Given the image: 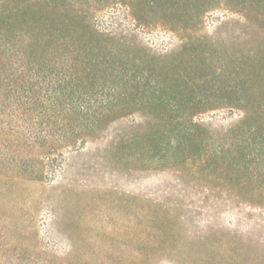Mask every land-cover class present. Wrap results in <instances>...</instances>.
I'll return each mask as SVG.
<instances>
[{
	"label": "rangeland",
	"instance_id": "obj_1",
	"mask_svg": "<svg viewBox=\"0 0 264 264\" xmlns=\"http://www.w3.org/2000/svg\"><path fill=\"white\" fill-rule=\"evenodd\" d=\"M38 5L31 20L65 35V11L51 22L49 7ZM245 8L246 19L211 15L171 45L160 39L150 50L138 39L124 41L169 88L204 78L203 106L222 111L205 117L195 138L219 136L236 118L237 109L224 105L233 98H246L244 107L264 127V0ZM217 81L235 87L206 89ZM159 111L107 122L83 147L58 156L56 172L46 175L37 144L0 145V264H264V177L246 182L245 169L230 172L222 159L199 154L196 139L165 154L169 115ZM188 148L195 155L183 161ZM159 231L166 242L148 256Z\"/></svg>",
	"mask_w": 264,
	"mask_h": 264
},
{
	"label": "trees",
	"instance_id": "obj_2",
	"mask_svg": "<svg viewBox=\"0 0 264 264\" xmlns=\"http://www.w3.org/2000/svg\"><path fill=\"white\" fill-rule=\"evenodd\" d=\"M260 1L0 0L1 147L18 150L37 144L46 175L56 172L53 163L58 156L83 147L107 122L144 108L162 109L169 115L170 126L164 131L165 154L172 157L171 153L181 152L187 143L184 139L190 146V140L196 139L195 145H202L199 154L222 159L230 172L245 169L246 182H259L264 177V127L244 107L248 100L224 102L228 110L237 109L232 112L236 118L212 142L195 138L204 118H218L222 111L219 106H203L209 103L201 93L204 78L193 77L169 88L124 41L138 39L145 49L160 39L171 45L183 32L205 25L211 15H217L218 21L246 19V4ZM36 5L37 9L49 7L46 18L51 22L58 10L65 11L61 19L65 35L48 21L31 20ZM230 87L235 85L217 81L206 89ZM194 155L188 148L183 161ZM162 238H166L164 231L150 236L148 256L162 249L166 242ZM135 253V257L141 255Z\"/></svg>",
	"mask_w": 264,
	"mask_h": 264
}]
</instances>
